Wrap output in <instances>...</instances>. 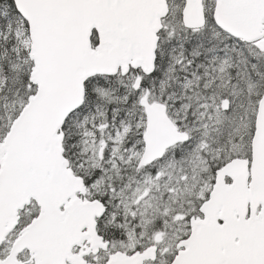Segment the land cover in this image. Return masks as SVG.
Masks as SVG:
<instances>
[{"label": "snow or ice", "instance_id": "obj_1", "mask_svg": "<svg viewBox=\"0 0 264 264\" xmlns=\"http://www.w3.org/2000/svg\"><path fill=\"white\" fill-rule=\"evenodd\" d=\"M0 264H264V0H0Z\"/></svg>", "mask_w": 264, "mask_h": 264}]
</instances>
